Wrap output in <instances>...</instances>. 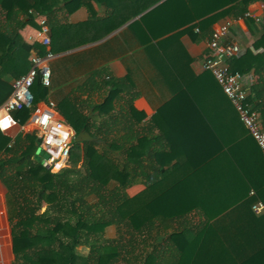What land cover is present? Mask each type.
<instances>
[{"label": "trees", "instance_id": "16d2710c", "mask_svg": "<svg viewBox=\"0 0 264 264\" xmlns=\"http://www.w3.org/2000/svg\"><path fill=\"white\" fill-rule=\"evenodd\" d=\"M253 1L0 0V105L30 65L17 51H47L21 30L38 28L45 18L51 31L81 7L123 23L154 5L127 27L141 35L143 50L167 82L172 74L180 80L145 123L133 105L138 91L130 76L116 79L93 69L65 90L52 68L49 86L37 74L34 103L54 96L74 136L85 130L94 139L72 140L67 165L51 172L40 163L34 132L10 137L0 131L11 264H264V214L251 210L256 200L264 204L263 154L209 71L194 75L204 84L187 88L182 53L191 59L179 41L184 33L202 39L212 23L243 16ZM92 2L103 5L102 14ZM261 27L255 48H264V15ZM227 62L232 71L257 75L248 102L264 129V51L246 48ZM91 91L99 92V102L80 97ZM207 97L215 98L221 114H206ZM30 112L23 108L13 116L22 124ZM134 186L140 187L129 193ZM41 206L44 212H36ZM195 209L203 214L199 221L192 218Z\"/></svg>", "mask_w": 264, "mask_h": 264}, {"label": "crops", "instance_id": "0c3cea01", "mask_svg": "<svg viewBox=\"0 0 264 264\" xmlns=\"http://www.w3.org/2000/svg\"><path fill=\"white\" fill-rule=\"evenodd\" d=\"M92 3V8L95 12L98 15L102 14L103 5L96 4V2ZM248 11L257 14L260 20L256 22L250 17L236 19L223 17L221 20L211 24L212 30L215 25L225 19H232L225 37V43L234 46L236 53L243 52L246 48L253 50L254 53L264 51L262 47H254L262 32L261 22L264 15V0H256L250 3ZM144 12L123 23H120L113 14L103 15L98 18L93 16V14L90 16L86 7H81L70 14L65 22H61V24L53 27L50 31L52 37L50 48L56 54V57L49 62V68H52L53 72L52 76L60 80L61 83L59 82V84L65 90L69 89L77 81L82 80L93 69H101L103 74H109L116 79L130 76L134 90L138 91V96L133 100V105L139 112L143 113L142 121L148 123L156 108L173 95V89L178 88L180 80L172 74L170 78L168 77L169 80L167 82L163 75L159 73L155 64L149 59L146 51L143 50L141 35L137 37L127 27L130 22ZM2 22L3 20H0V23ZM35 29L33 26L26 25L21 30V34L28 39V36L32 35ZM195 33L199 34L201 32L195 31ZM210 33L198 41L193 40L186 33L179 38L187 56L191 59L188 61L187 57L182 53L181 71H183L187 79V88L193 89L197 83H205L204 80L200 79L196 81L194 75L205 73V70L202 69V62L209 51L207 40ZM31 55L32 53L27 54L17 51V56L24 59L25 62L30 60ZM255 81H257V75L254 71L244 75V84L248 88ZM80 97L91 102H99L101 100V95L98 91L86 92L81 94ZM50 99L56 100L54 96H51ZM206 99L208 105L206 114L210 118L214 117L215 114H221V110L214 106L215 98L207 97ZM40 102H37V104ZM60 117L62 118L61 115ZM192 118L194 117L192 116ZM18 132H21L20 126H15L3 133L14 137ZM261 153L263 154L262 150ZM195 210H198L196 213L198 219H193L194 221H199L200 218H203V214L199 209ZM7 224L9 225L5 206V187L0 181V264H8V259L12 254L11 237L9 238L10 230ZM3 231H7L9 240L7 246H4L1 241V233Z\"/></svg>", "mask_w": 264, "mask_h": 264}, {"label": "built area", "instance_id": "2783aa9c", "mask_svg": "<svg viewBox=\"0 0 264 264\" xmlns=\"http://www.w3.org/2000/svg\"><path fill=\"white\" fill-rule=\"evenodd\" d=\"M246 17L256 22L260 20L257 14L248 10L243 16L237 18ZM231 22L232 19H225L212 28L207 40L209 51L203 59L202 69L213 75L234 107L239 120L262 150L264 158V130L261 126L259 111L248 102L249 88L244 84V75L230 70L227 62V59L236 53L234 46L225 43ZM38 23V28L28 36V39L39 42L47 51L42 56L32 53L27 71L13 80L10 95L0 105V131H8L15 126H20L21 131L32 129L30 132L36 134L38 148L45 155L40 159L41 165L51 172H58L68 163L74 131L60 117L54 100L48 99L39 104L34 103L31 86L37 74H40L44 86L50 85L49 62L56 57L50 48V29L46 19L40 18ZM195 31L199 32L200 29L195 27ZM23 108H31V112L28 119L20 124L13 116V112ZM250 193L253 194V191ZM251 210L257 215L264 213L263 202L254 201L251 204Z\"/></svg>", "mask_w": 264, "mask_h": 264}, {"label": "rangeland", "instance_id": "374dc122", "mask_svg": "<svg viewBox=\"0 0 264 264\" xmlns=\"http://www.w3.org/2000/svg\"><path fill=\"white\" fill-rule=\"evenodd\" d=\"M61 61H62V60H61ZM61 61H60V62H61ZM29 130L32 131V129H29ZM30 131H29V132H30ZM43 156H45V155L42 154L41 157H43ZM139 187H140V186H134V187L129 188L127 191H128L129 193H134ZM45 209H46V208H44L43 206H41L38 210H36V212L41 213V212H44ZM197 211H198V210H195V211L192 212V214H191V215H192V218H194L195 220L198 219V216H197V214H196ZM7 227H8V229H9V225H8V224H7ZM9 230H10V229H9ZM114 234H115L114 226H109V227L106 229V235L109 236V237H112V236H114ZM135 237H136L137 239L141 240V236H140L139 234H135ZM9 238H10V234H9ZM1 241H2V243H3L4 246H7V245H8L9 240H8L7 231H6V232L3 231V232L1 233ZM78 249H79L80 252L83 253V254H85V253L88 251V249H87L86 247H84V246H79ZM12 259H13V257H12V254H11V257L8 259V264H11Z\"/></svg>", "mask_w": 264, "mask_h": 264}, {"label": "water", "instance_id": "95a60500", "mask_svg": "<svg viewBox=\"0 0 264 264\" xmlns=\"http://www.w3.org/2000/svg\"><path fill=\"white\" fill-rule=\"evenodd\" d=\"M93 139L94 138L89 134V132H87L85 130H81L75 136H73V141H75V142L90 141ZM12 257H14L13 253H12Z\"/></svg>", "mask_w": 264, "mask_h": 264}]
</instances>
